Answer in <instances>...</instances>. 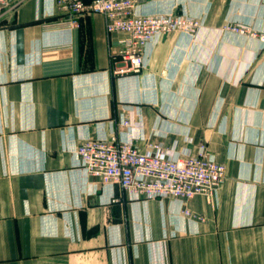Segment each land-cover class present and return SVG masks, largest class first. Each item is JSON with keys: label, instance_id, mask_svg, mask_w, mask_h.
<instances>
[{"label": "crops", "instance_id": "obj_1", "mask_svg": "<svg viewBox=\"0 0 264 264\" xmlns=\"http://www.w3.org/2000/svg\"><path fill=\"white\" fill-rule=\"evenodd\" d=\"M134 11L183 13L200 29L158 37L140 73L115 76L125 35L102 14L46 27L72 17L24 0L1 17L0 264H264V0H136ZM238 25L250 33L228 29ZM126 117L141 149L205 144L227 167L222 187L185 217L180 201L96 184L76 150L125 136Z\"/></svg>", "mask_w": 264, "mask_h": 264}, {"label": "built area", "instance_id": "obj_2", "mask_svg": "<svg viewBox=\"0 0 264 264\" xmlns=\"http://www.w3.org/2000/svg\"><path fill=\"white\" fill-rule=\"evenodd\" d=\"M22 1L0 0V19ZM52 3V15L58 12L72 18L46 27H77V17L98 13L104 16L108 34L125 35L119 41L120 49L110 52L115 76L140 73L145 49L158 37L177 32L195 35L200 29L197 19L183 13L137 14L136 0H52ZM228 29L250 33L243 25ZM260 39L264 43V35ZM136 126L126 117L121 124L127 130L125 136L85 139L76 150L79 165L88 178L103 188L119 185L131 201H180L185 207L183 215L190 217L192 212L187 203L198 195L216 193L226 180V165L218 162L205 144L196 153L188 149L180 151L177 143L170 148L161 142L150 143L141 149L136 142L139 136L130 135Z\"/></svg>", "mask_w": 264, "mask_h": 264}]
</instances>
